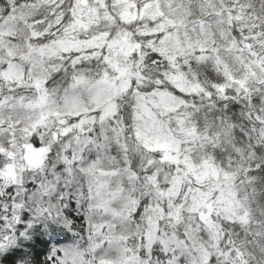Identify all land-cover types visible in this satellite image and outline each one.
Returning a JSON list of instances; mask_svg holds the SVG:
<instances>
[{"label": "clouds", "instance_id": "1", "mask_svg": "<svg viewBox=\"0 0 264 264\" xmlns=\"http://www.w3.org/2000/svg\"><path fill=\"white\" fill-rule=\"evenodd\" d=\"M0 264H264V0H0Z\"/></svg>", "mask_w": 264, "mask_h": 264}]
</instances>
